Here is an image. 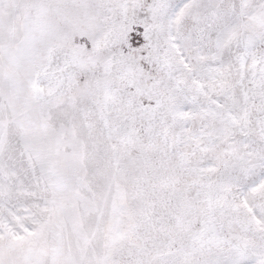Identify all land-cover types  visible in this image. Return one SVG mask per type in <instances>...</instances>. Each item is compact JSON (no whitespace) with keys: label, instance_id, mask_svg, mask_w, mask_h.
Segmentation results:
<instances>
[{"label":"snow or ice","instance_id":"snow-or-ice-1","mask_svg":"<svg viewBox=\"0 0 264 264\" xmlns=\"http://www.w3.org/2000/svg\"><path fill=\"white\" fill-rule=\"evenodd\" d=\"M0 264H264V0H0Z\"/></svg>","mask_w":264,"mask_h":264}]
</instances>
